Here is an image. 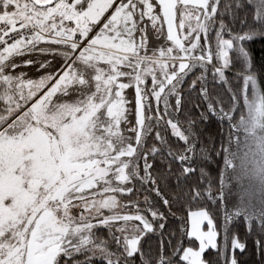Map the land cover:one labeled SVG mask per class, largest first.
Here are the masks:
<instances>
[{
    "label": "snow or ice",
    "instance_id": "obj_1",
    "mask_svg": "<svg viewBox=\"0 0 264 264\" xmlns=\"http://www.w3.org/2000/svg\"><path fill=\"white\" fill-rule=\"evenodd\" d=\"M256 41L264 0H0V264H264Z\"/></svg>",
    "mask_w": 264,
    "mask_h": 264
},
{
    "label": "trees",
    "instance_id": "obj_2",
    "mask_svg": "<svg viewBox=\"0 0 264 264\" xmlns=\"http://www.w3.org/2000/svg\"><path fill=\"white\" fill-rule=\"evenodd\" d=\"M253 59L254 61L259 64L261 61H264V43L260 41H256L254 44L250 45ZM218 126L214 123L213 125L209 126V131L215 133ZM242 259L248 260L249 256L245 255Z\"/></svg>",
    "mask_w": 264,
    "mask_h": 264
},
{
    "label": "rangeland",
    "instance_id": "obj_3",
    "mask_svg": "<svg viewBox=\"0 0 264 264\" xmlns=\"http://www.w3.org/2000/svg\"><path fill=\"white\" fill-rule=\"evenodd\" d=\"M255 136L256 137H264V129H257L256 131H255Z\"/></svg>",
    "mask_w": 264,
    "mask_h": 264
}]
</instances>
